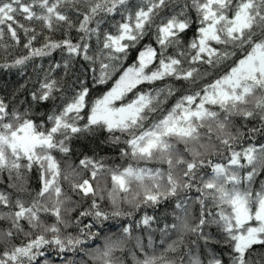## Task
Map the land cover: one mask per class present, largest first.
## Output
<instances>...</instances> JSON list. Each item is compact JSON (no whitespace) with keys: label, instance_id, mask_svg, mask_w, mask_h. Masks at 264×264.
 Listing matches in <instances>:
<instances>
[{"label":"snow or ice","instance_id":"1","mask_svg":"<svg viewBox=\"0 0 264 264\" xmlns=\"http://www.w3.org/2000/svg\"><path fill=\"white\" fill-rule=\"evenodd\" d=\"M0 264H264V0H0Z\"/></svg>","mask_w":264,"mask_h":264}]
</instances>
